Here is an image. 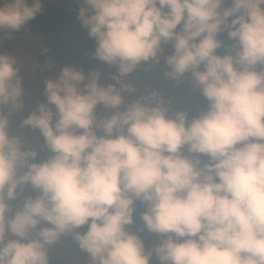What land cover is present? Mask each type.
<instances>
[{
	"label": "clouds",
	"instance_id": "9594fccd",
	"mask_svg": "<svg viewBox=\"0 0 264 264\" xmlns=\"http://www.w3.org/2000/svg\"><path fill=\"white\" fill-rule=\"evenodd\" d=\"M79 3L91 55L115 70L102 83L43 65L45 99L20 127L39 130L44 159L13 130L25 79L0 50V264H50L63 236L84 264H264V0ZM44 4L0 0V49ZM161 61L206 101L196 114L136 87ZM144 230L160 239L146 247Z\"/></svg>",
	"mask_w": 264,
	"mask_h": 264
},
{
	"label": "rangeland",
	"instance_id": "374dc122",
	"mask_svg": "<svg viewBox=\"0 0 264 264\" xmlns=\"http://www.w3.org/2000/svg\"><path fill=\"white\" fill-rule=\"evenodd\" d=\"M71 0H45L44 5H63L68 4ZM81 23L76 24L68 29L58 28L50 32H37L32 31L24 34L19 39L13 40L17 33L12 34L10 37L4 38V44H10L11 48L8 50L0 49L13 55L20 66L25 79L26 93L23 99V106L21 109L13 113L11 122L14 131H19L22 138L29 141L33 146L37 147L39 153L49 154L43 146V137L40 135L38 129L30 127H20V121L25 117L38 102L43 101V72L36 71V63L39 54L51 46L58 47L54 49L47 62H51L57 68L64 65H73L81 68L87 73L89 70L96 69L101 74V82H109V74L115 69L107 65L91 55L94 48L86 49L80 37V33L87 31L85 27L80 28ZM78 32V33H77ZM221 39H226L225 35H221ZM170 50V48L168 49ZM222 49L218 52L222 53ZM164 64L161 61L159 65H142L135 73L134 83L139 91H145L151 88L161 90L170 104L179 109H185L190 114L198 112L196 99L201 98L206 104V101L199 93L194 90L190 83L187 82L188 87L181 88L180 90L170 89L169 82L163 76ZM35 69V70H34ZM51 75V73H48ZM41 83V85H40ZM204 106V105H203ZM200 109V108H199ZM47 157V156H46ZM45 157V158H46ZM37 159L40 158L39 155ZM25 195L31 194L30 190H26ZM136 211L134 212V223L129 226L130 230L136 231L143 227V222L140 219V212L144 211V206L140 202H136ZM144 239L146 247L151 246L160 238L154 234L148 233L146 230L139 233ZM86 253L81 252L76 243L72 240L71 236H63L61 239L52 246V255L50 260H60L68 264H84ZM152 264H158L155 257L152 259Z\"/></svg>",
	"mask_w": 264,
	"mask_h": 264
},
{
	"label": "trees",
	"instance_id": "16d2710c",
	"mask_svg": "<svg viewBox=\"0 0 264 264\" xmlns=\"http://www.w3.org/2000/svg\"><path fill=\"white\" fill-rule=\"evenodd\" d=\"M80 7L79 0H71L68 2V4L63 5H44L43 11L40 12L34 20L30 21L29 24L24 27L19 33H17L13 40L19 39L21 36L28 32L37 31V32H50L54 31L58 28H63L64 30H68L72 28L76 22H79L77 19V13ZM84 26L81 24L80 28H83ZM78 33V32H77ZM81 40L83 42V46L86 49H90L95 47V40L90 38L87 34V31L80 33ZM11 48L10 44H4L3 48L4 50H8ZM56 46H51L42 51L38 58L36 66L39 65L40 68H36V71L38 73L42 72L40 69L43 67V65L47 62L49 59V56L51 52L54 49H57ZM41 85V83H40ZM170 89L172 90H180L181 88L190 87L187 84V81H183L179 84L171 81L169 82ZM45 98H43L44 100ZM197 109L203 107L204 102L201 98L196 99ZM197 112H194L196 114ZM40 158H45L47 156L46 153H39L38 154ZM158 241V240H157ZM156 241V242H157ZM50 264H68L65 262H62L60 260H50Z\"/></svg>",
	"mask_w": 264,
	"mask_h": 264
}]
</instances>
